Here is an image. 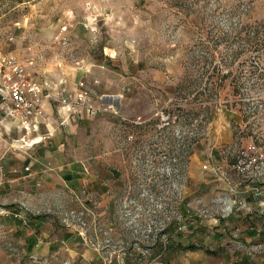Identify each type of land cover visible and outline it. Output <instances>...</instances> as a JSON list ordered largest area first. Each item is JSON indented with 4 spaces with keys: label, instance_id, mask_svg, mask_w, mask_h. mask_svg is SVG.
<instances>
[{
    "label": "rangeland",
    "instance_id": "1",
    "mask_svg": "<svg viewBox=\"0 0 264 264\" xmlns=\"http://www.w3.org/2000/svg\"><path fill=\"white\" fill-rule=\"evenodd\" d=\"M256 23L264 0H0V52L78 103L45 100L54 131L0 115V264H264ZM39 134L77 183L51 189L55 168L45 184L30 177L24 150ZM221 215L223 249L179 248L191 217L208 235ZM64 232L74 254L39 252Z\"/></svg>",
    "mask_w": 264,
    "mask_h": 264
},
{
    "label": "crops",
    "instance_id": "2",
    "mask_svg": "<svg viewBox=\"0 0 264 264\" xmlns=\"http://www.w3.org/2000/svg\"><path fill=\"white\" fill-rule=\"evenodd\" d=\"M51 106L52 105L49 102H47V101L44 102V104H43V115L41 116L40 123L34 129V132L39 130L41 128V126L43 125V123L45 125H49L50 128H52L54 131V126L52 125V122L54 121V119L52 117L53 108ZM64 111H65L64 108H61L60 106H58L56 109L58 116H61L62 114H66V112H64ZM73 113H76V112H73ZM67 120H68V117H66L63 121L59 122V124H61V126L63 127L65 121H67ZM71 121L72 120H70V122ZM55 128L58 129V127H55ZM56 132H57V134L60 133L59 130H56ZM58 136H60V135H58ZM44 137H45L44 135L39 134L38 137L32 138L34 140L30 144H27L28 147H26V150H24V153H26V158H25L26 165L24 167L25 168L27 167L29 169L28 174L30 175V177H33V179H35L36 184H41V183L45 184L46 177L51 175V172L49 173L48 169H51L52 171H54L53 169L55 168V170L59 169V171L56 170L58 172V174L56 173V171H54L55 175L52 176V179L50 180V182H46V184L51 189H54V187H55L54 185L58 182L61 183L63 181L65 183L64 178H67V179L70 178V180H68V182L71 184H73V182L77 183L76 181L77 180L79 181V179H80L78 176L79 171L77 170V167H75V165L73 163H67V164L62 163V165H59V166L55 165L52 167V165H54V161L56 159H58V157H59L58 153H60V152H58V151L62 149L59 147L61 144L57 145L55 150H52V148H54V146H55V143H53V142H57V141H55V140L49 141V142H47V143H49V146H47V145H45V140H41ZM60 139H62V138H60ZM30 146H31V148L29 149ZM47 150H49V151H47ZM49 165H51V167H49ZM64 165H66L67 167L65 166L63 168ZM60 169H62V172L60 171ZM62 175H64V178L62 177ZM103 202H104V204H106V200H104ZM109 203H111V200H109ZM109 205H111V204H109ZM222 215L219 218L221 221L218 222L217 224H213V226H216L215 229L213 228V226H209V228H212V229H210L211 231L208 230L209 233H211L208 235L205 233L203 234L202 232H197V231L194 232L193 229L196 228L197 225L195 224L196 220L192 219V217H191V219L188 220L189 222L187 223L186 230L183 233L186 238L181 237L178 240L180 242L179 248H182V250H184V251H205L206 249H210V250L223 249L224 242H222V241L224 240L225 235L224 234H217L215 231L221 232V227L225 224V222H227V220L231 221L232 217L229 215L228 216L229 218H228L227 216L224 217ZM262 223H264V218L262 220ZM68 234L69 233L64 232L62 234V238L66 237ZM71 235H73V236H71V238L74 237L73 233H71ZM203 235H205V236H203ZM207 240H209V241H207ZM72 241L73 240L70 241L69 239H67V237L65 239H60V240H58V238H53V239H50L46 242H43V244H41V245L39 244L38 250L42 254H51L52 255V254H59L60 253V255H62V256L66 255V254L67 255L68 254H74L75 249H74L73 245L71 244ZM176 243H178V242H176ZM191 246H196V248L192 249Z\"/></svg>",
    "mask_w": 264,
    "mask_h": 264
},
{
    "label": "built area",
    "instance_id": "3",
    "mask_svg": "<svg viewBox=\"0 0 264 264\" xmlns=\"http://www.w3.org/2000/svg\"><path fill=\"white\" fill-rule=\"evenodd\" d=\"M28 65L29 61L23 62L13 54L0 52V115L15 119L18 128L34 130L41 121L46 99L52 97L67 105L68 110H74L78 103H66L62 95L51 94L48 88L41 86L28 71ZM85 94V91L80 92L77 100L85 103ZM86 110L94 115L99 111V107L88 105Z\"/></svg>",
    "mask_w": 264,
    "mask_h": 264
},
{
    "label": "trees",
    "instance_id": "4",
    "mask_svg": "<svg viewBox=\"0 0 264 264\" xmlns=\"http://www.w3.org/2000/svg\"><path fill=\"white\" fill-rule=\"evenodd\" d=\"M256 24L254 26V29L252 30L251 36L249 38V42H251V43L253 42L255 45H258L259 47L264 48V31H261L263 29L259 28L258 23H256ZM257 56H259V55L257 54ZM261 71H262V73H264V68H262ZM229 74H230V71L228 70V72L224 73L221 78H226V77H228L227 75H229ZM209 81H212V80L209 79ZM206 87H207V89L210 88V87H208V85H206ZM191 248L194 249V248H196V246H191ZM206 252L214 253L216 251L206 249Z\"/></svg>",
    "mask_w": 264,
    "mask_h": 264
},
{
    "label": "bare ground",
    "instance_id": "5",
    "mask_svg": "<svg viewBox=\"0 0 264 264\" xmlns=\"http://www.w3.org/2000/svg\"><path fill=\"white\" fill-rule=\"evenodd\" d=\"M38 141V140H37Z\"/></svg>",
    "mask_w": 264,
    "mask_h": 264
}]
</instances>
